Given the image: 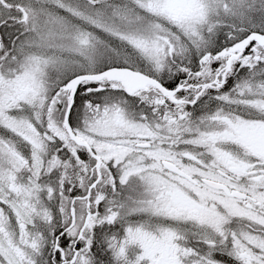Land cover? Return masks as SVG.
<instances>
[{"label":"snow or ice","instance_id":"snow-or-ice-1","mask_svg":"<svg viewBox=\"0 0 264 264\" xmlns=\"http://www.w3.org/2000/svg\"><path fill=\"white\" fill-rule=\"evenodd\" d=\"M0 264H264V0H0Z\"/></svg>","mask_w":264,"mask_h":264}]
</instances>
